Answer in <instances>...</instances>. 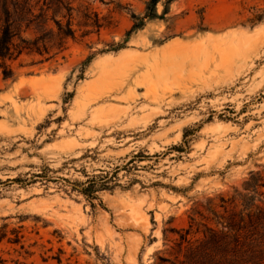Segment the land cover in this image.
<instances>
[{"label": "rangeland", "instance_id": "374dc122", "mask_svg": "<svg viewBox=\"0 0 264 264\" xmlns=\"http://www.w3.org/2000/svg\"><path fill=\"white\" fill-rule=\"evenodd\" d=\"M148 2L84 0L109 25L82 38L75 12L67 49L38 64L24 54L14 80L0 71V227L19 229L32 252L4 240L8 260L57 264L60 250L62 264L175 260L179 234L165 240L164 229L189 228L193 208L209 215L207 198L264 175V0H160L124 48L103 52ZM46 166L54 180L34 181ZM103 170L120 186L95 209L58 179Z\"/></svg>", "mask_w": 264, "mask_h": 264}, {"label": "trees", "instance_id": "16d2710c", "mask_svg": "<svg viewBox=\"0 0 264 264\" xmlns=\"http://www.w3.org/2000/svg\"><path fill=\"white\" fill-rule=\"evenodd\" d=\"M78 1L76 8L73 3ZM104 4L114 3L116 0H99ZM160 0H149L146 13L137 16L132 13L134 21L132 27L126 32L122 42L113 43L103 52L118 51L125 47L130 36L144 26L147 18L157 16L156 6ZM84 0H0V71L3 79L14 80L16 72L12 63L19 60L24 54L40 55L41 58L32 64L50 61L54 56L67 49L69 39L77 40V29L73 28L74 13L77 12L81 20L78 22L82 30L81 37L90 35L93 31L88 29L106 27L99 18V14ZM66 18V23L63 19ZM30 36H27V33ZM52 51H55L52 54ZM92 56L83 63L85 68ZM83 69L80 78H82ZM190 130L184 131L186 139ZM175 149L182 151L181 146ZM133 160L129 162L132 164ZM52 170L46 166L40 172L33 173L34 181H53L50 175ZM85 181L71 182L67 178H58L72 186V190L83 195L92 208H96V200L104 207L99 192L114 190L118 183L117 171L103 170L100 174H85ZM16 181H24L16 178ZM64 183V184H65ZM264 175L251 172L242 187H235L229 197L219 194L217 197L207 198L209 215H204L196 208L192 209L190 225L187 229H164L165 240H170L168 233H177L175 239V260L155 253L156 261L153 264H264ZM219 199V203L215 201ZM220 208V209H218ZM200 213L202 221H198L194 214ZM8 224L0 227V243L6 240L31 256L32 252L25 248L23 235L20 230L7 229ZM62 250L57 256V264H62ZM183 256V259L179 257ZM40 264L34 261L8 260L0 254V264ZM45 264L48 257L42 256Z\"/></svg>", "mask_w": 264, "mask_h": 264}]
</instances>
